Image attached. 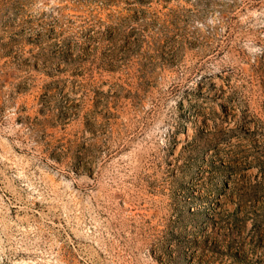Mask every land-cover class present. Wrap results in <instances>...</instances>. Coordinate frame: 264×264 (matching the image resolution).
Listing matches in <instances>:
<instances>
[{
    "label": "rangeland",
    "instance_id": "obj_1",
    "mask_svg": "<svg viewBox=\"0 0 264 264\" xmlns=\"http://www.w3.org/2000/svg\"><path fill=\"white\" fill-rule=\"evenodd\" d=\"M0 264H264V0H0Z\"/></svg>",
    "mask_w": 264,
    "mask_h": 264
}]
</instances>
